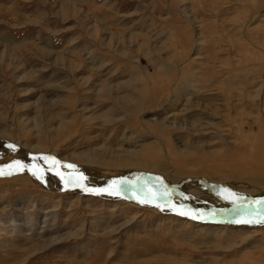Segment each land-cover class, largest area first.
Returning a JSON list of instances; mask_svg holds the SVG:
<instances>
[{"label": "rangeland", "instance_id": "1", "mask_svg": "<svg viewBox=\"0 0 264 264\" xmlns=\"http://www.w3.org/2000/svg\"><path fill=\"white\" fill-rule=\"evenodd\" d=\"M0 130L118 166H83L92 177L264 184V167L247 169L264 154V0H0ZM128 151L155 162L122 170ZM163 154L178 174L153 173ZM18 160L0 156V264H264L262 228L29 189L7 176Z\"/></svg>", "mask_w": 264, "mask_h": 264}, {"label": "bare ground", "instance_id": "2", "mask_svg": "<svg viewBox=\"0 0 264 264\" xmlns=\"http://www.w3.org/2000/svg\"><path fill=\"white\" fill-rule=\"evenodd\" d=\"M113 87L116 88L117 86ZM102 89L106 90V92L111 90L110 86L106 85ZM7 141L9 143L6 144L5 142ZM13 143L21 149L13 146ZM263 143L259 141L258 146L264 151V147H262ZM0 146V156L7 154L10 158L17 157L19 158L18 164H25V168H15L12 172L7 173V176L12 177L10 181L18 182L23 187L29 189L30 187H35L37 183L42 189L54 193H66L70 191L80 196L89 195L99 198L102 196L103 200L109 201L110 199H115L114 201L119 202L121 205L123 203L127 204L130 206L129 209L133 208L132 212L135 211L134 213L137 214L139 213L137 210L139 208L131 207L132 205L141 208L147 207V209L153 210L149 212L158 215L162 212L180 214L191 220L192 223H200L199 227L203 225L205 227L215 226V222H221V224L223 222L225 226L241 231L245 229H264V184L256 182L254 179H252L254 180L253 182H246L243 179L240 180L238 177L225 176V173L219 174L218 177L214 178L207 177L206 174L189 173L187 172L188 170L180 172V168H178L175 162H171L170 159L165 158L164 154L157 162L160 163L162 159H165L167 162H163L161 169L157 164L150 165L152 166V171L157 175L165 174L167 177H170V175L165 173V171H170V169H173L172 173L174 172V174L180 172L182 176L174 177V181H177V184L169 183L171 180L167 182V180L158 176L154 178L147 176L140 179H131V175L129 180L127 179L128 181L113 177L107 178L109 175L107 177L99 175L101 178H98L88 175L91 172L90 169H93L91 167L99 166L104 167L105 170L109 168L114 171V168H118V166L99 162L98 160H103L105 157H100L97 152H83L77 157L61 158L56 152L50 153L48 150H44L43 143L40 140L37 143L34 141L32 143L31 141L29 144H23L20 140L11 138L10 134L5 130H0ZM169 148L171 149V146ZM172 152L174 151L172 150ZM121 161L124 164H118L119 167L122 170H130L134 174L141 171L148 172L146 170L148 167L145 165H148L147 161L152 162L153 160L152 157H145L142 153H137L136 155L128 151L126 156L119 158V163ZM153 162H155V159ZM133 163L139 165L136 167L131 166ZM85 165L91 166L90 169L83 167ZM248 165H244L245 167L248 166V170H252L255 166L264 167V154ZM224 166H228V164H222L221 167L223 168ZM20 173L24 175L18 177L17 175H21ZM31 179L35 183L31 182ZM146 179H150L149 182H146ZM133 180H138V184L131 185V181ZM160 182L161 184L159 185ZM162 183L168 184L174 190L169 191V193L164 192L163 188L165 186L162 188ZM141 184L144 188L138 192H133L134 189L132 190V187L141 186ZM128 187L129 190L127 189ZM79 235L81 236V234ZM79 235L74 237H79ZM37 248H40L39 250L41 251L46 246L40 245ZM37 248L36 250H38Z\"/></svg>", "mask_w": 264, "mask_h": 264}, {"label": "snow or ice", "instance_id": "3", "mask_svg": "<svg viewBox=\"0 0 264 264\" xmlns=\"http://www.w3.org/2000/svg\"><path fill=\"white\" fill-rule=\"evenodd\" d=\"M0 175H3V173H2V172H0Z\"/></svg>", "mask_w": 264, "mask_h": 264}]
</instances>
